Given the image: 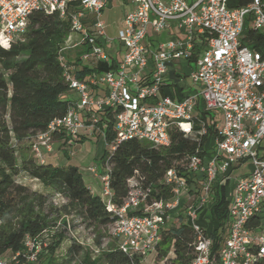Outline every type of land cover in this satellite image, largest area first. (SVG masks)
Returning <instances> with one entry per match:
<instances>
[{"label": "built area", "instance_id": "built-area-1", "mask_svg": "<svg viewBox=\"0 0 264 264\" xmlns=\"http://www.w3.org/2000/svg\"><path fill=\"white\" fill-rule=\"evenodd\" d=\"M127 1L129 8L116 37L109 39L103 18L107 0H0V48L4 50L24 41L28 18L35 11L56 14L69 23L57 60L78 102L63 118L51 121L31 138L30 153L36 164H45L56 141L70 147L86 128L105 143L106 125L99 124L106 113L111 114L114 132L109 153L132 140L166 150L173 131L199 140L206 134L195 112L200 99L218 123L214 154L207 162L198 154L187 156L179 169L168 170L163 184L170 188V198H154L151 187L132 178L126 199L116 205L108 158L101 172L89 169L99 181V196L113 217L108 225L110 235L124 254L141 260L151 255L156 258L162 229L170 218L179 216L182 194L190 192V183H196L200 189L195 203L185 211L194 235L191 264H255L264 257V48L252 50L241 40L246 27L264 36V0H250L236 8H228L226 0ZM161 35L167 39L157 40ZM114 40L121 55L114 69L93 71L86 80L74 77L82 63L110 66L105 43ZM191 60L188 78L198 89L178 100L160 95L174 63ZM182 79L180 75L176 82ZM100 85L106 87L102 96L89 89ZM247 163L249 172L234 179L231 186L222 243L213 254V239L198 220L213 199L216 180L223 185L232 167ZM38 239L25 235L24 251L0 256V264H36L44 254Z\"/></svg>", "mask_w": 264, "mask_h": 264}, {"label": "trees", "instance_id": "trees-1", "mask_svg": "<svg viewBox=\"0 0 264 264\" xmlns=\"http://www.w3.org/2000/svg\"><path fill=\"white\" fill-rule=\"evenodd\" d=\"M250 0H226L228 8L248 4ZM69 33V23L56 14L47 15L41 11L33 12L28 18V27L23 42H15L8 50L0 48V256L9 253H22L25 235L36 239L54 227L49 215L45 214L47 197L18 184L15 178L21 173L38 181L43 187L59 195L73 214L87 226L107 227L113 217L105 209L99 195H93L83 181L76 166L66 169L50 163L36 164L30 153L31 138L46 129L47 125L63 118L70 108L68 101L62 100V94L70 90L63 79L62 68L57 60L58 51ZM241 44L252 50L264 48V36L250 30H244ZM111 65H100V71L114 69L116 60L111 57ZM194 60H191L193 62ZM92 71L83 68L75 72L74 77L83 80ZM178 77V76H177ZM176 87V86H175ZM175 92L180 90L176 87ZM169 96L180 99L183 96ZM196 116L206 129V134L199 140L185 137L179 131L171 133V146L159 150L142 141H127L118 145L114 151L104 152L100 161L106 158L111 165L110 189L112 201L121 205L126 199L128 180L134 178L143 187H151L156 199H168L170 188L163 184L168 170L179 169L187 156L198 154L201 158L209 155L213 140L218 138L214 117L204 110L199 99L195 106ZM105 124V143L114 139L112 117L106 113L100 120L99 127ZM65 158H69L66 152ZM213 187V202L208 217L202 218L203 226L213 239V254L222 243V227L228 219L225 187ZM191 181L188 180V183ZM231 189V187H230ZM182 216H177L176 220ZM206 220L216 223L207 224ZM63 225L66 226L65 222ZM56 241L48 246V251L38 260V264H54V250L62 242L63 236H56ZM171 252L172 256L169 257ZM83 255L82 257H80ZM157 260L164 264H191L194 257V235L187 224L175 223L165 226L161 231V242L156 249ZM67 264L80 259L77 264H143L141 258L122 253L116 245L109 246L97 257L91 258L81 246L72 242L66 250ZM20 263L23 258H19ZM255 264H264V257Z\"/></svg>", "mask_w": 264, "mask_h": 264}, {"label": "rangeland", "instance_id": "rangeland-1", "mask_svg": "<svg viewBox=\"0 0 264 264\" xmlns=\"http://www.w3.org/2000/svg\"><path fill=\"white\" fill-rule=\"evenodd\" d=\"M121 15L122 7H118L117 5L113 6V9L111 11H108L107 9L105 10L103 18L107 25L106 33L109 39H114L116 37L118 27H120L121 25ZM156 39L159 40L160 36H158ZM64 43L65 40L61 46H63ZM105 49L108 54L116 56L118 54L117 52L120 49L118 41L114 40L110 44L105 43ZM177 64L178 63H176V65ZM181 64V67L185 70L187 68V65L185 63ZM77 97L78 96L74 93V91L69 90L68 92L62 94L61 99L67 100L74 105L77 102ZM217 124L218 123H216V125ZM216 125L213 127L214 130L216 129ZM97 134L98 133H94V135H90L84 140H81V142H76L70 147L62 145L56 148L54 146L53 152H55V154H58L55 155L56 157H54V155L52 156L53 152L46 155L45 163H50L55 167L64 169H66L68 166H76L81 172L84 182L87 184L89 183L92 186L93 192L99 195L100 190L95 188L94 184L92 183V174L90 173L89 169L95 167L98 173L101 172L103 161H100V158L104 152L107 156L110 146L108 144H105L102 137L98 136ZM64 152H66L67 155L69 152H72L73 156L70 157L68 155L69 158L67 159L62 155ZM51 158L53 160H50ZM247 172H249L248 168L242 167L241 169L233 173L230 180L227 181V185L225 187L224 196L226 198H229V186L233 182V179ZM15 180L18 184L27 187L29 190L47 197L44 213L49 215L50 220H52L53 224L55 225L54 227H51L47 231H45L42 236L39 237L38 242L42 245V252L46 253L48 251V246L56 241V236H63L62 242L54 250V264H67L68 260L65 258V254L66 250L72 242H75L76 244L81 246L83 249V254H89L91 258L97 257L102 251L108 249L109 246L116 245V239L110 235L108 226H87L83 221L80 220L79 217H77L68 208H66V202L59 195L55 194L50 189L43 187L38 181L31 179L23 173L18 175ZM189 196V199L184 201V205L182 206L183 208L181 210L179 209L180 211H177V214H179L180 216H183L185 214V211L195 203L196 195L189 192ZM209 202L210 204H212L213 199H211ZM209 206H207V208ZM185 219L186 218L183 217L181 219V223H184L186 221ZM63 222H65L66 226L63 225ZM206 222L207 224L212 223L214 226H216V223H213L210 220H206ZM210 229L211 227L208 228V233H210ZM42 255H40V257L43 258ZM82 256L83 255H81L80 257ZM168 256H172L171 252ZM38 261L36 262V264L39 263ZM79 261L80 259L72 261L70 264H77ZM142 263L161 264V261L157 260L153 255H151L144 256L142 259ZM44 264L46 263L44 262Z\"/></svg>", "mask_w": 264, "mask_h": 264}, {"label": "crops", "instance_id": "crops-1", "mask_svg": "<svg viewBox=\"0 0 264 264\" xmlns=\"http://www.w3.org/2000/svg\"><path fill=\"white\" fill-rule=\"evenodd\" d=\"M115 5H117L118 7H122V15H121V17H120V24H121V21H122V18H123V16H124V14H125V12L128 10V8H129V4H128V1L127 0H107V10L108 11H111L112 9H113V6H115ZM105 13V12H104ZM165 39H167V36H165V35H161L160 36V41H162V40H165ZM119 51H120V49H119ZM117 52L118 54L116 55V56H114V55H110V57H114V59L116 60V63H118L120 60H121V55H120V52ZM176 63H178L177 65H176ZM181 63H185L187 66V68L184 70L182 67H181ZM100 65H102V64H93L92 62H88V63H82V64H80L79 65V71L81 70V69H83V68H87V69H89V70H91L92 72L93 71H95V72H97V73H100V72H103V71H100L99 70V67H100ZM191 67H192V62H186V61H181V62H175L174 63V65H173V67H171L170 68V72L168 73V75L166 76V78H165V80H164V84L162 85V87H161V89H160V95H162V96H169V94H168V92L169 93H171V95L172 96H175V97H178V96H186V95H189V94H192V93H194L198 88H197V86H193L192 84H191V82H190V80H189V78H188V75L190 74V71H191ZM175 71L179 74L178 76H182L183 77V79H182V82L181 83H177L176 82V77H177V75L175 74ZM87 75L88 74H86L85 76H84V78H83V80H86L87 79ZM189 82V83H188ZM180 90V92L179 93H177V92H175V89H176V87ZM90 89V91H92L93 93H95V94H97V95H99V96H102V95H104V93H105V90H106V87L105 86H102V85H100V86H96V87H90L89 88ZM73 91V90H72ZM75 94H76V92H74ZM77 95V94H76ZM78 98V97H77ZM65 101H67V100H65ZM69 102V101H68ZM77 102H78V99H77ZM76 102V103H77ZM70 103V105H73L71 102H69ZM75 105V104H74ZM92 136V135H94V132H92L90 129H88V128H86V129H83L81 132H80V134H79V136H78V138H77V141L76 142H81V140H84L86 137H88V136ZM215 140L216 139H214L213 140V143H212V149H210V150H208V154L209 155H206V156H204V158H203V160L205 161V162H207L208 160H210L212 157H213V154H214V143H215ZM63 144H60V142L59 141H56L55 143H54V146L57 148L58 146H62ZM64 147V146H63ZM56 154H58V153H56ZM55 152H53L52 153V156L54 155V157H56L55 155ZM63 155V154H62ZM48 157H50V156H48ZM50 160H53L52 158L50 159ZM242 167H246V168H248V171H249V166H248V163L247 164H244V165H242V166H240V165H236V166H234V167H232L230 170H229V172L227 173V175L229 176V179L228 180H230V178H231V176L233 175V173H235L237 170H239V169H241ZM81 173V172H80ZM248 173V172H247ZM247 173H245V174H243V175H239V176H237V177H235L234 179H236V178H238V177H241V176H244V175H246ZM82 175V174H81ZM93 177V178H92ZM92 177H91V179H92V183L94 184V186H95V188H97V189H99L100 190V184H99V181L92 175ZM83 178V177H82ZM234 179H233V182H234ZM218 181V185H219V182H220V179H217ZM227 180V181H228ZM84 181V180H83ZM226 181V182H227ZM226 182L223 184V185H221V186H224V185H226ZM233 182L230 184V186H229V189H230V187L232 186V184H233ZM85 183V182H84ZM86 184V186L91 190V192H92V194L93 195H97L95 192H93V189H92V186L88 183H85ZM220 186V185H219ZM200 189V186L199 185H197L196 183H190L189 184V191L192 193V194H196V192L198 191ZM189 193L188 192H184L183 194H182V197H181V200H180V206H179V208H178V210L180 209H182L183 207V205H184V201L185 200H188L189 199ZM228 203H229V198H227V207H228ZM211 206V204H210V202H208V205L207 206ZM210 206L207 208H205L204 210H203V212L201 213V217H200V219L198 220V223H199V221L202 219V218H207L208 217V211H209V208H210ZM177 210V211H178ZM179 210V211H180ZM183 217H185L186 218V216H185V214L181 217V219L183 218ZM181 219H179V220H176V216H173L172 218H170L169 219V221L167 222V224H166V226L167 225H170V224H174V222L175 223H177V224H179V223H181ZM183 224H188V222H184ZM200 225V224H199ZM201 226V225H200ZM203 227V226H202Z\"/></svg>", "mask_w": 264, "mask_h": 264}]
</instances>
